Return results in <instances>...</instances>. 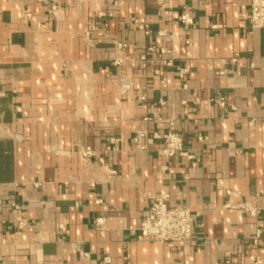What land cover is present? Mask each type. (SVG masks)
I'll list each match as a JSON object with an SVG mask.
<instances>
[{
	"label": "crops",
	"instance_id": "0c3cea01",
	"mask_svg": "<svg viewBox=\"0 0 264 264\" xmlns=\"http://www.w3.org/2000/svg\"><path fill=\"white\" fill-rule=\"evenodd\" d=\"M159 2L0 0V264H264V30L251 0ZM154 196L191 241L141 236Z\"/></svg>",
	"mask_w": 264,
	"mask_h": 264
},
{
	"label": "built area",
	"instance_id": "2783aa9c",
	"mask_svg": "<svg viewBox=\"0 0 264 264\" xmlns=\"http://www.w3.org/2000/svg\"><path fill=\"white\" fill-rule=\"evenodd\" d=\"M160 7L165 10L170 7V4L166 0H160ZM49 14L52 17H57L58 6L53 5L50 8ZM183 25L186 29L193 26V20L188 14H184L181 18ZM138 25L137 20H133ZM249 30H264V0H251L250 3V15L248 18ZM123 44H118V48L122 49ZM125 63V59L118 58L114 61V65L122 67ZM180 76L183 77L187 72L185 70H179ZM122 88L127 90L130 88L128 85H123ZM223 106V104H220ZM154 138L163 142L164 148L159 153L166 158H172L175 156L187 157L193 159L194 157L189 155L185 150L184 138L176 132L169 131L164 135L154 134ZM137 138L135 142L137 143ZM80 155L84 162H87L95 156L94 152L87 148L80 150ZM167 167H164L166 170ZM167 196H154L151 198V204L148 211L142 219L139 227V232L142 237L155 242V243H168L177 242L184 243L192 240L193 226L197 216L193 215L189 209L183 207L172 208L167 203ZM12 207L17 213H21L20 206L13 204ZM239 208L242 209L247 217H256V210L249 204H240ZM101 224V223H100ZM260 234L256 235L254 244L258 243ZM105 262H110L109 258L105 259ZM218 264H230L227 260Z\"/></svg>",
	"mask_w": 264,
	"mask_h": 264
}]
</instances>
